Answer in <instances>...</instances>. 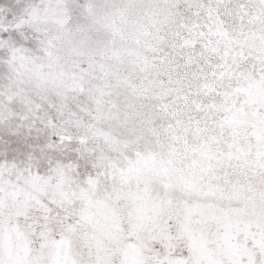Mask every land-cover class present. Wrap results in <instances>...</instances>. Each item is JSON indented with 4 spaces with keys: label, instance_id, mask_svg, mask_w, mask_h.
<instances>
[{
    "label": "snow or ice",
    "instance_id": "snow-or-ice-1",
    "mask_svg": "<svg viewBox=\"0 0 264 264\" xmlns=\"http://www.w3.org/2000/svg\"><path fill=\"white\" fill-rule=\"evenodd\" d=\"M0 264H264V0H0Z\"/></svg>",
    "mask_w": 264,
    "mask_h": 264
}]
</instances>
